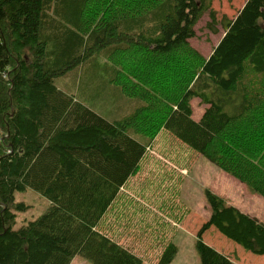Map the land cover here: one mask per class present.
<instances>
[{
    "label": "trees",
    "instance_id": "1",
    "mask_svg": "<svg viewBox=\"0 0 264 264\" xmlns=\"http://www.w3.org/2000/svg\"><path fill=\"white\" fill-rule=\"evenodd\" d=\"M213 1L0 0V264H71L78 255L143 264L99 225L153 147L157 130L135 125L147 110L157 108L162 128L264 197V0H246L204 57L190 40L207 11L216 22ZM133 51L172 64L181 77L174 95L153 93L137 69L125 70L138 59ZM81 65L99 86H57ZM194 99L204 105L199 119ZM99 100L106 107L97 109ZM28 188L50 206L16 228L27 204L15 194ZM206 196L200 264H238L204 241L212 227L264 255V219ZM177 253L170 242L157 264Z\"/></svg>",
    "mask_w": 264,
    "mask_h": 264
},
{
    "label": "rangeland",
    "instance_id": "2",
    "mask_svg": "<svg viewBox=\"0 0 264 264\" xmlns=\"http://www.w3.org/2000/svg\"><path fill=\"white\" fill-rule=\"evenodd\" d=\"M245 1L214 0L212 8L217 12V20L212 24L209 11L203 15L196 26L197 36L190 40L192 47L208 57L224 35L227 20L236 16ZM212 25L218 29L217 33L213 32ZM132 56L138 59L130 60L125 70L131 68L136 72L137 69L146 83L154 84L153 93L174 95L179 89L181 77L171 63H148L137 51H133ZM83 68L81 65L70 70L56 78L55 83L66 92L89 82L99 86L100 76L90 75L86 81ZM101 100L97 109L106 107ZM192 105L194 118L199 119L204 105L199 99H194ZM138 120L135 125L139 131L157 130L154 144L101 221V231L139 255L143 264H157L170 242L178 246L171 264H200L196 242L199 230L211 214L208 190L223 196L227 203L242 211L264 219V197L162 128L157 108L145 111ZM15 195L16 202L27 204L17 213L16 228L38 218L50 206L46 197L30 188ZM203 238L238 264H264V255L244 249L215 227L205 232ZM72 264L92 263L78 255Z\"/></svg>",
    "mask_w": 264,
    "mask_h": 264
},
{
    "label": "crops",
    "instance_id": "3",
    "mask_svg": "<svg viewBox=\"0 0 264 264\" xmlns=\"http://www.w3.org/2000/svg\"><path fill=\"white\" fill-rule=\"evenodd\" d=\"M242 7H243V6H242ZM242 7H241V8H242ZM221 38H222V37H221ZM218 42H219V41H218ZM212 50H213V49H212ZM211 52H212V51H211ZM210 54H211V53H210ZM208 57H209V56H208ZM74 259H75V258H74ZM74 259H73V261H74ZM73 261L71 262V264L73 263Z\"/></svg>",
    "mask_w": 264,
    "mask_h": 264
}]
</instances>
